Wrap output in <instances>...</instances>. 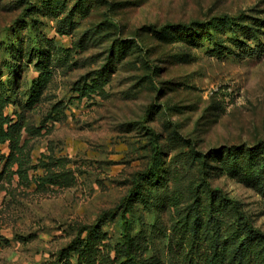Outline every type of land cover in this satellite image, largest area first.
Segmentation results:
<instances>
[{
	"label": "rangeland",
	"instance_id": "rangeland-1",
	"mask_svg": "<svg viewBox=\"0 0 264 264\" xmlns=\"http://www.w3.org/2000/svg\"><path fill=\"white\" fill-rule=\"evenodd\" d=\"M18 1L0 0V40L4 30L22 18ZM98 1L101 3L70 35L58 34L53 22L43 21L42 31L48 38L59 47L75 49L73 63L52 73L41 102L25 114L26 123L38 133H22L28 141L27 183L14 175L10 183L0 185V264L54 260L75 237L77 228L95 223L101 214L119 205L134 175L149 167L155 147L161 146L165 164L170 156L173 160L167 168L171 175L166 177L177 178L167 181L168 189L174 184L183 189L195 185L200 176L196 166L179 157L188 152L187 145L182 142L169 152L175 135L193 144L199 154L264 141V57L219 61L191 51L171 37L166 42L155 35L168 26L214 16L245 13L264 19V0ZM82 35H86L85 41L75 47ZM114 39L135 42L140 50L120 63L115 61L100 95L79 99L76 84L105 64ZM22 72L27 84L37 76L32 65ZM150 76L153 80L148 83ZM151 105L159 113L153 110L152 120L145 121ZM6 154L7 146H0V156ZM48 169L68 171L70 184L39 186L38 177ZM209 183L237 201L250 223L264 232V197L225 175L213 177ZM139 212L130 214L131 220ZM139 216L147 222V232L156 233L158 229L167 232L176 214L165 208ZM114 221L104 227L105 244L111 247L120 231L119 218ZM164 244L157 238L155 249L145 258L156 253L166 264ZM113 255L111 250L109 256Z\"/></svg>",
	"mask_w": 264,
	"mask_h": 264
},
{
	"label": "trees",
	"instance_id": "trees-1",
	"mask_svg": "<svg viewBox=\"0 0 264 264\" xmlns=\"http://www.w3.org/2000/svg\"><path fill=\"white\" fill-rule=\"evenodd\" d=\"M18 3H22V18L4 30L5 35L0 40L3 57L0 62V146H7V154L0 156V185L2 181L10 183L14 175L19 182L27 183L29 151L22 133L38 131L26 123L25 114L41 102L52 73L73 63L75 49L56 45L53 38L43 33V21L53 22L58 34L70 35L101 2L19 0ZM155 33L160 40L167 42L171 37L187 49L219 61L245 62L264 57V19L245 13L168 26ZM85 36L74 43L75 47L85 41ZM139 50L135 42L112 40L105 64L76 84L77 97L100 95L110 80L109 72L114 69L115 61L120 63ZM30 65L37 76L27 84L21 78L22 69ZM147 80L150 83L153 77ZM9 107H12L11 112L6 113ZM153 110L154 105L148 107L145 121L152 120L149 115ZM150 134L154 135L152 131ZM175 136L169 152L182 142L187 145L188 152L179 153V157L184 163L189 161L196 166L200 176L195 185L183 189L174 184L168 189L167 181L173 178L174 182L177 178L176 175L166 177L171 175L167 168L173 160L170 156L165 164L161 146L155 147L149 167L134 175L132 186L119 205L101 214L95 223L77 228L75 237L58 251L55 259L41 264H163L156 253L148 258L144 256L155 249L157 238L165 241L166 264H264V232L250 223L237 201L211 188L209 183L211 178L225 175L264 197V141L211 148L199 154L193 144ZM38 180L41 187L45 184L66 187L72 178L68 171L48 169ZM154 207L159 208L153 210ZM165 208L176 214L167 232L161 229L156 233L147 232V222L144 223L139 214L144 218ZM135 210L140 212L131 220L130 214ZM116 217L120 231L118 241L111 247L105 244L108 236L104 227ZM154 222L160 223L155 218ZM111 250L114 251L112 257L109 256Z\"/></svg>",
	"mask_w": 264,
	"mask_h": 264
}]
</instances>
